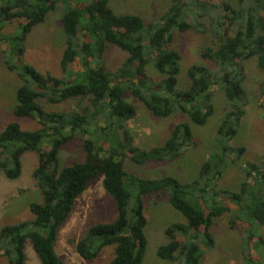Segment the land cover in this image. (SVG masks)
Returning <instances> with one entry per match:
<instances>
[{
  "label": "trees",
  "instance_id": "16d2710c",
  "mask_svg": "<svg viewBox=\"0 0 264 264\" xmlns=\"http://www.w3.org/2000/svg\"><path fill=\"white\" fill-rule=\"evenodd\" d=\"M62 1L0 0V43L9 45L1 50L3 62L20 80L13 113L39 125L24 130L11 122L0 131V171L8 179H17L23 155L34 152L37 164L32 178L42 193L41 202L29 204L31 219L2 226L0 256L8 264H25L29 242L41 264H66L55 249L58 233L88 182L100 175L103 189L115 202L116 217L90 225L75 240V250L85 260L97 257L103 247L114 246L108 264L142 263L147 245L143 199L148 195L167 199L185 220L166 227L168 242L158 247L160 258L174 264H200L215 245L210 227L225 213L235 216L229 222L231 228L240 221L247 228L254 226L245 229L247 242L264 246V154L258 161L245 162L237 191L218 187L227 156L238 161L246 151L229 141L246 113L244 62L253 58L264 72V0H171L157 24H145L135 14L115 13L109 0H77L61 16L68 39L60 59L65 77H57L39 72L22 56L27 35ZM13 22L19 30L3 32ZM174 30L209 34L212 44L199 54L218 68L190 65L189 86L182 90L176 87L182 56L172 47ZM110 45L127 53L115 70L104 66ZM151 59L163 76L160 80H153L146 71ZM214 86L223 90L228 106L217 127L223 141L203 162L196 178L189 182L169 175L147 178L126 169L125 162L138 169L147 162L158 165L174 160L196 142L189 123L181 122L163 144L139 148L127 126L136 109L123 99L124 94L135 96L156 117L179 112L192 124L203 126L214 113ZM69 100L86 104L64 112L47 110L40 103ZM74 140L81 142L84 159L62 166L60 150ZM245 258L252 259L248 253Z\"/></svg>",
  "mask_w": 264,
  "mask_h": 264
},
{
  "label": "rangeland",
  "instance_id": "374dc122",
  "mask_svg": "<svg viewBox=\"0 0 264 264\" xmlns=\"http://www.w3.org/2000/svg\"><path fill=\"white\" fill-rule=\"evenodd\" d=\"M76 1L59 2L58 8L50 12L44 22L32 29L25 40L23 62L32 65L41 73L65 77L61 72L60 59L68 37L63 30L61 16L68 6H75ZM170 3L171 0H109V7L115 13L138 15L145 24H157ZM18 30L17 23L13 22L6 24L3 32L14 34ZM173 34L172 47L182 56L177 89L182 90L189 86L186 72L192 64L204 63L218 70L213 63L204 61L199 54L200 49L212 44L209 34L178 30H174ZM8 48V43H0V131L11 122L18 123L24 130L37 129L39 125L36 121L17 117L13 113L20 80L17 74L10 71L3 62L1 50ZM126 55V52L110 45L104 66L106 69L115 70ZM146 71L153 80L163 78L152 59L148 62ZM263 83L264 72L257 68L255 59L246 60L243 80L246 113L238 125L236 136L229 141L232 147L244 146L246 151L238 161H233L232 155L227 156L222 177L218 181L220 188L237 191L244 178L245 162L258 161L264 154V88L261 90ZM212 91L214 113L203 126L192 124L186 115L179 112H174L165 118L156 117L135 96L130 93L124 94L123 99L136 109V115L128 121L127 126L134 144L139 148L149 149L163 144L174 126L181 122L189 123L196 142L195 146L182 149L181 154L174 160L158 165H155V162H147L138 169H132L131 165L125 162L126 169L138 171L139 176L147 178L169 175L181 182H189L196 178L203 162L214 150L219 149L217 144L223 141V138L217 135V127L228 106L221 88L214 86ZM40 103L47 110L70 112L79 110L86 101L69 100L56 105L46 104L43 101ZM80 144L81 142L74 140L62 147L59 154L62 166L84 159ZM36 164L37 155L34 152H27L22 157V172L17 179H8L4 172L0 171V229L5 225L31 219L33 214L29 210V204L42 201V193L32 178ZM101 181L100 175L88 182L85 191L76 200L69 218L58 233L55 249L66 264H108L113 257L114 246L103 247L92 260L81 258L75 250V240L79 239L90 225L108 223L116 217L115 202L103 189ZM143 203L147 220L144 228L147 245L141 264H174L172 261L160 258L157 249L168 242L166 227L173 223H184L183 215L165 198L148 195L144 197ZM233 216L232 213H225L211 225L210 231L215 245L206 252L200 264H264V246L257 244L258 246L252 247L253 245L246 239L247 230L253 229L254 226L250 224L247 228V224L240 221L231 228L229 222L234 219ZM24 252L25 264H41L29 242L26 243ZM247 253L252 257L249 261L245 258ZM0 264H8L6 257L0 256Z\"/></svg>",
  "mask_w": 264,
  "mask_h": 264
}]
</instances>
